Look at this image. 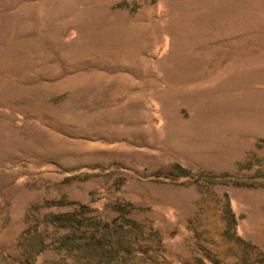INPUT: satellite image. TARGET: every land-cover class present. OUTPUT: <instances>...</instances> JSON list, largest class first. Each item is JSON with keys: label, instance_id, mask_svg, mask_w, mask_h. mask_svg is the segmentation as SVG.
I'll return each mask as SVG.
<instances>
[{"label": "rangeland", "instance_id": "1", "mask_svg": "<svg viewBox=\"0 0 264 264\" xmlns=\"http://www.w3.org/2000/svg\"><path fill=\"white\" fill-rule=\"evenodd\" d=\"M0 264H264V0H0Z\"/></svg>", "mask_w": 264, "mask_h": 264}]
</instances>
